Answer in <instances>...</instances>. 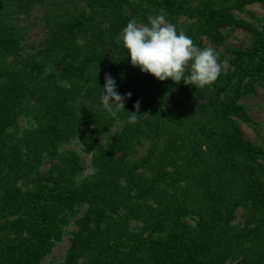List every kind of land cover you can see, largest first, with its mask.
Returning <instances> with one entry per match:
<instances>
[{"label":"trees","instance_id":"trees-1","mask_svg":"<svg viewBox=\"0 0 264 264\" xmlns=\"http://www.w3.org/2000/svg\"><path fill=\"white\" fill-rule=\"evenodd\" d=\"M253 4L264 11V0H0V264H46L70 225L58 264H264V148L244 137L255 121L239 103L264 86V26L234 15ZM159 12L198 42L238 29L251 47L209 87L161 82L120 39ZM106 73L132 94L118 118L100 102ZM71 140L91 175L61 150Z\"/></svg>","mask_w":264,"mask_h":264},{"label":"clouds","instance_id":"clouds-1","mask_svg":"<svg viewBox=\"0 0 264 264\" xmlns=\"http://www.w3.org/2000/svg\"><path fill=\"white\" fill-rule=\"evenodd\" d=\"M121 39L127 50L130 63L142 73L151 74L163 82L171 80L183 82L195 88L211 86L221 75L224 62L211 47L197 46L183 31H177L164 12L149 18L146 25H140L135 18L130 19L122 29ZM100 102L104 111L113 118L125 111V101L131 92L120 94L115 79L108 73L104 77ZM133 107L135 112H127L128 123L135 124L140 101Z\"/></svg>","mask_w":264,"mask_h":264},{"label":"rangeland","instance_id":"rangeland-1","mask_svg":"<svg viewBox=\"0 0 264 264\" xmlns=\"http://www.w3.org/2000/svg\"><path fill=\"white\" fill-rule=\"evenodd\" d=\"M252 14L261 21H257L253 18ZM234 15L237 18L243 19L248 22L257 23L260 27L264 26V11L259 4H253L246 6L243 10H234ZM180 22L184 25L189 24L185 18H181ZM140 25H145L137 21ZM121 39V38H120ZM122 40V39H121ZM193 42L201 47H211L213 48L218 57L224 62V67L230 72H233V61L236 58V51L247 50L251 47L250 36L243 32L242 30L229 29L225 31V35L221 42H215L208 37H202L200 42L198 40L192 39ZM239 103L242 104L249 112L252 119L255 121L254 125H249L246 123H241V130L244 137L264 148V86L255 85L249 90L243 91L239 97ZM99 140L105 143V138L100 137ZM62 151H75L81 157L80 160L83 163V175L89 176L93 173V168L91 164V156L84 152V147L79 140H71L61 147ZM47 165H45V168ZM239 217L237 218V220ZM75 230L74 225H70L67 228V233L63 240L56 244L53 248L51 254L45 259L46 264H58L60 263L67 252L69 246V235L68 233Z\"/></svg>","mask_w":264,"mask_h":264}]
</instances>
